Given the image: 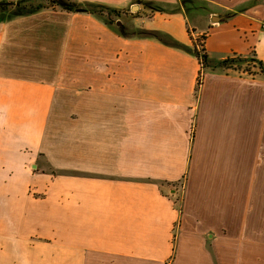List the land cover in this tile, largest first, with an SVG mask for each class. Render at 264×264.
Here are the masks:
<instances>
[{"label":"crops","instance_id":"obj_1","mask_svg":"<svg viewBox=\"0 0 264 264\" xmlns=\"http://www.w3.org/2000/svg\"><path fill=\"white\" fill-rule=\"evenodd\" d=\"M58 1L112 13L0 17V264H264V0Z\"/></svg>","mask_w":264,"mask_h":264},{"label":"rangeland","instance_id":"obj_2","mask_svg":"<svg viewBox=\"0 0 264 264\" xmlns=\"http://www.w3.org/2000/svg\"><path fill=\"white\" fill-rule=\"evenodd\" d=\"M50 5L57 6L60 9L68 10V11H74V10H81V8L86 12L91 13H100L102 15H106L110 17V9L107 8H97L93 6H87L82 7L79 6L76 2H70L66 4H60L58 0H10L6 3H0L1 6L6 5L2 11H0V17L5 15L9 12H18V13H27L32 10H36L37 8H41L43 5ZM112 13V12H111ZM208 33H203L202 35H206ZM196 37L194 40L197 41V39L201 36ZM204 43V40H201V44L198 43V52L203 54L202 52V45ZM197 54V53H196ZM254 57H234L230 59L227 62L226 67H222L221 70L228 72V73H234V74H242V75H248L252 77H257L260 74H262V67H260L257 63L254 61ZM90 63L84 62L82 64L81 70L82 71H89L91 68L89 67Z\"/></svg>","mask_w":264,"mask_h":264},{"label":"trees","instance_id":"obj_3","mask_svg":"<svg viewBox=\"0 0 264 264\" xmlns=\"http://www.w3.org/2000/svg\"><path fill=\"white\" fill-rule=\"evenodd\" d=\"M5 6H6V5H3V6L0 5V11H2L3 9H5V8H4ZM99 14H100V13H99ZM101 15H102V14H101ZM190 37H191V39H192V41H193V44H194V47H195L196 53H197V55H198V57H199V60H200V62H201V64H202V69H203L204 67L208 66V56H207L206 48H205V41H206L207 38H208V34H206V35H202L201 38L199 37V38L197 39V41L194 40V38H193L191 32H190ZM201 40H204V43H202V45H200V46L202 47V52H203V54H201V57H200V56H199L200 53L198 52L197 46H198V43L201 44ZM228 61H229V60L225 61V62L221 65V67H226ZM201 84H202V71H200V74H199V78H198V86H201Z\"/></svg>","mask_w":264,"mask_h":264},{"label":"built area","instance_id":"obj_4","mask_svg":"<svg viewBox=\"0 0 264 264\" xmlns=\"http://www.w3.org/2000/svg\"><path fill=\"white\" fill-rule=\"evenodd\" d=\"M261 29L264 31V22L262 23ZM197 48L199 47L197 46Z\"/></svg>","mask_w":264,"mask_h":264}]
</instances>
